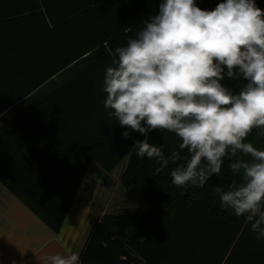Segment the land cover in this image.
<instances>
[{"label": "trees", "instance_id": "16d2710c", "mask_svg": "<svg viewBox=\"0 0 264 264\" xmlns=\"http://www.w3.org/2000/svg\"><path fill=\"white\" fill-rule=\"evenodd\" d=\"M222 0H196L212 10ZM160 0H0V184L58 232L93 161L121 175L139 197L136 212L97 221L82 264H264V239L244 217L220 208L214 187L239 183L226 158L203 187L171 183L176 164L160 173L138 158V132L121 127L104 107L111 53L134 38ZM264 9V0H256ZM223 83L238 91L243 78ZM130 131L124 138L122 133ZM254 129L245 142L264 150ZM149 142L170 156L180 140L152 131ZM182 155H187L184 150ZM250 159V157H244ZM181 161L180 163H182Z\"/></svg>", "mask_w": 264, "mask_h": 264}, {"label": "clouds", "instance_id": "9594fccd", "mask_svg": "<svg viewBox=\"0 0 264 264\" xmlns=\"http://www.w3.org/2000/svg\"><path fill=\"white\" fill-rule=\"evenodd\" d=\"M111 55L104 107L121 127L144 136L134 141L135 155L155 160L156 173L176 164L170 176L178 188L203 187L227 158L240 179L214 187L219 206L264 239V150L245 142L254 129L264 137V9L256 0H222L212 10L196 0H160L158 12ZM225 78L246 83L235 91ZM152 131L174 133L178 150L166 157L163 145L149 142ZM44 259L82 264L78 252Z\"/></svg>", "mask_w": 264, "mask_h": 264}, {"label": "crops", "instance_id": "0c3cea01", "mask_svg": "<svg viewBox=\"0 0 264 264\" xmlns=\"http://www.w3.org/2000/svg\"><path fill=\"white\" fill-rule=\"evenodd\" d=\"M116 168L108 172L92 162L58 232L0 184V264H45V256L57 252L81 257L97 221L136 212L139 197L121 183L125 168Z\"/></svg>", "mask_w": 264, "mask_h": 264}, {"label": "water", "instance_id": "95a60500", "mask_svg": "<svg viewBox=\"0 0 264 264\" xmlns=\"http://www.w3.org/2000/svg\"><path fill=\"white\" fill-rule=\"evenodd\" d=\"M124 255H125L126 258L130 259L133 264H142L144 262L142 258L134 255L133 253H131L127 249H125Z\"/></svg>", "mask_w": 264, "mask_h": 264}, {"label": "rangeland", "instance_id": "374dc122", "mask_svg": "<svg viewBox=\"0 0 264 264\" xmlns=\"http://www.w3.org/2000/svg\"><path fill=\"white\" fill-rule=\"evenodd\" d=\"M11 113V110L6 113L5 117H2L0 120L3 121L4 119L6 120L7 116ZM129 161V155H127L122 162L118 165V167L116 168L117 172H121L123 168H125V166L127 165V162Z\"/></svg>", "mask_w": 264, "mask_h": 264}]
</instances>
